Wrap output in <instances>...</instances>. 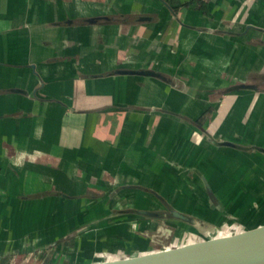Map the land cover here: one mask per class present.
Instances as JSON below:
<instances>
[{
  "label": "crops",
  "instance_id": "1",
  "mask_svg": "<svg viewBox=\"0 0 264 264\" xmlns=\"http://www.w3.org/2000/svg\"><path fill=\"white\" fill-rule=\"evenodd\" d=\"M230 81L257 90L228 92ZM253 146L264 147V0H0L1 203L96 188L115 211L94 220L116 224L77 235L99 228L106 248L136 256L164 222L141 210L264 225V190L244 197L264 184Z\"/></svg>",
  "mask_w": 264,
  "mask_h": 264
},
{
  "label": "rangeland",
  "instance_id": "2",
  "mask_svg": "<svg viewBox=\"0 0 264 264\" xmlns=\"http://www.w3.org/2000/svg\"><path fill=\"white\" fill-rule=\"evenodd\" d=\"M232 83L233 81H230V85H227L229 87H226L228 92L235 91L232 90ZM235 84H240V82ZM252 187L256 189V192L244 196L245 199L259 197L264 190V184H255ZM95 189L90 190L91 193L83 196V199L75 201L59 196L51 199L50 202H24L20 197L19 200L13 202H0V264H88L89 262L124 258L125 252H113L112 249L105 247L107 239L105 233H102L103 231L99 228L83 234H76L77 236L63 237L69 232V229L75 230L82 227L81 225L90 223L91 220L94 221L96 213L115 211L110 209V205H112L110 200H99L104 196V193ZM86 196H95L94 198L98 200L88 201L85 200ZM9 203L18 204L16 207L19 209L18 214L12 213L14 208L12 205L11 209ZM163 212L166 213V216L162 217L164 222L160 224V228L156 227L155 223L157 224V222L154 219H150L156 229H160L159 239L161 242L149 245L150 248L147 251H150L151 247L153 249L151 251H155L169 245L186 243L202 236L206 237L205 239L229 237L248 230L253 225H243L215 235V233H211L213 228L234 221L224 220L225 222L218 226L215 223L199 222L196 227L189 225L184 229H176L172 225L175 221L168 215V210ZM98 219L102 221L100 226L103 230L107 225L116 224L115 220L110 218L99 217ZM216 222H222V220ZM151 230L154 229L146 228V233L149 234ZM118 256L123 257L118 258Z\"/></svg>",
  "mask_w": 264,
  "mask_h": 264
},
{
  "label": "water",
  "instance_id": "3",
  "mask_svg": "<svg viewBox=\"0 0 264 264\" xmlns=\"http://www.w3.org/2000/svg\"><path fill=\"white\" fill-rule=\"evenodd\" d=\"M122 74H137L143 76L161 75L153 70H118ZM250 89L257 90V86L249 83H240L232 86V90ZM220 145L235 146L228 141L218 142ZM254 149L264 153V148L253 146ZM145 217H165L166 213L141 210L137 211ZM168 215L174 221L182 222L190 226H196V219L175 209L169 208ZM108 218V217H104ZM94 220L82 227L76 228L63 235L64 238L72 237L95 224ZM243 222L234 220L219 227L213 228L211 233L215 235L225 233L243 226ZM214 235V236H215ZM206 237L169 245L162 249L145 252L136 256L124 257L117 260H104L88 264H264V225L255 229L243 231L233 236L205 241Z\"/></svg>",
  "mask_w": 264,
  "mask_h": 264
},
{
  "label": "bare ground",
  "instance_id": "4",
  "mask_svg": "<svg viewBox=\"0 0 264 264\" xmlns=\"http://www.w3.org/2000/svg\"><path fill=\"white\" fill-rule=\"evenodd\" d=\"M262 226V225H261ZM259 227V226H258ZM255 229V228H254ZM248 230H252V229H248ZM248 230H243V231H248ZM243 231H241V232H243ZM213 239H217L216 237H214V238H210V239H205V241H209V240H213ZM123 259V258H122Z\"/></svg>",
  "mask_w": 264,
  "mask_h": 264
}]
</instances>
